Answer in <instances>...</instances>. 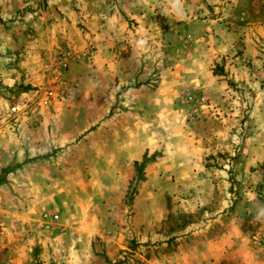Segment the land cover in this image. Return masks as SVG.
Segmentation results:
<instances>
[{
    "label": "rangeland",
    "instance_id": "1",
    "mask_svg": "<svg viewBox=\"0 0 264 264\" xmlns=\"http://www.w3.org/2000/svg\"><path fill=\"white\" fill-rule=\"evenodd\" d=\"M66 1L0 0L1 137L27 151L0 155V264H167L229 232L221 264H264V0H109L127 26L107 46Z\"/></svg>",
    "mask_w": 264,
    "mask_h": 264
},
{
    "label": "crops",
    "instance_id": "2",
    "mask_svg": "<svg viewBox=\"0 0 264 264\" xmlns=\"http://www.w3.org/2000/svg\"><path fill=\"white\" fill-rule=\"evenodd\" d=\"M56 4L61 3L63 7L66 6L67 1L66 0H54ZM87 1V4L91 7L90 12H86L83 17L85 18V21L90 25L91 31H90V38L95 39L97 38L98 35H94L93 29H100L101 33L103 34V40L100 42L101 46H107L110 42H113L115 39H120L123 37V34L126 31V26L122 22V18L120 16V13L118 11H111L107 10L104 15V9L101 7V3H110L109 0H85ZM139 1V4H141V1ZM125 2H128L131 7L130 10H133V15H135V0H117V3L122 5V10L123 9V4ZM114 2H111L113 4ZM149 5H143L142 9L139 10L138 12L140 13L143 9L146 10L147 15H152L153 11L155 10L156 7V1L155 0H149ZM115 6V5H114ZM116 7V6H115ZM141 6L138 7L140 9ZM63 10V9H62ZM132 13V12H131ZM119 14V15H118ZM25 15H30L28 12H26ZM44 15V14H43ZM68 18H73L74 20V15H66ZM64 19L66 18L63 16ZM60 24L62 28H60L61 32H64V36L67 37V23L64 22L63 19H59ZM51 30L48 31V33ZM32 49V57L33 59H37L40 56V53L43 51V47L45 46V42H33L30 45H28ZM47 47H53L54 42H48L46 44ZM12 73L11 70L7 71L6 69H3V76L0 78H3L4 81L7 84H12V79H11ZM52 116V113H51ZM3 132L0 131V155H3L5 158L10 156V161L11 160H19L24 158L25 156L27 157V151L24 153H21L18 149L19 148V139L16 137H9V140L6 138H3L1 136ZM13 144V145H12ZM121 150V149H120ZM113 156L109 157L110 159L105 160V167L103 169H100V171H123V169L119 166H117V162L112 158ZM12 162V161H11ZM127 163V162H126ZM12 164V163H9ZM5 167H0V170L5 169ZM128 171V170H127ZM130 171V168H129ZM235 236V234H232L229 232V237L231 238L232 236ZM205 236L204 238H199L198 242L201 244L202 249L194 248L193 249L189 246L186 249L184 247H181V249L177 248L176 251H172L171 255L168 256L166 259L162 260H167L164 261L167 264H221L222 260V254L226 252L228 254L227 248L225 246L227 245V241L229 240L228 234L222 233L220 235L214 236V237H209ZM205 261V262H204ZM154 264V263H152Z\"/></svg>",
    "mask_w": 264,
    "mask_h": 264
},
{
    "label": "built area",
    "instance_id": "3",
    "mask_svg": "<svg viewBox=\"0 0 264 264\" xmlns=\"http://www.w3.org/2000/svg\"><path fill=\"white\" fill-rule=\"evenodd\" d=\"M66 65L61 61L60 67H57L55 69V81L58 82V86L54 87L51 86H45L42 90H39L40 94V105L42 106H49L52 105L53 101L62 95V93L66 90V81L62 76V70H64ZM64 75V74H63ZM28 101L24 97H17L13 98L12 101L8 104V113L12 116L19 115L22 113H25L28 109ZM2 115H0V118ZM44 217L47 219H57L58 215L55 213H45Z\"/></svg>",
    "mask_w": 264,
    "mask_h": 264
},
{
    "label": "trees",
    "instance_id": "4",
    "mask_svg": "<svg viewBox=\"0 0 264 264\" xmlns=\"http://www.w3.org/2000/svg\"><path fill=\"white\" fill-rule=\"evenodd\" d=\"M149 159L150 158H147L146 156H144L143 157V160L140 163L135 162L136 167H138V166L141 167V166L145 165L149 161ZM139 175H140V171H139Z\"/></svg>",
    "mask_w": 264,
    "mask_h": 264
},
{
    "label": "clouds",
    "instance_id": "5",
    "mask_svg": "<svg viewBox=\"0 0 264 264\" xmlns=\"http://www.w3.org/2000/svg\"><path fill=\"white\" fill-rule=\"evenodd\" d=\"M262 214H264V213H262Z\"/></svg>",
    "mask_w": 264,
    "mask_h": 264
}]
</instances>
